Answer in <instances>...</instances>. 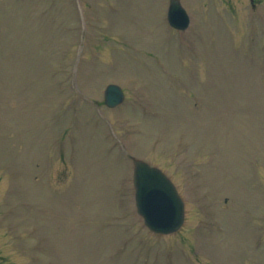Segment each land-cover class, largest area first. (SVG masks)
<instances>
[{"label":"rangeland","instance_id":"obj_1","mask_svg":"<svg viewBox=\"0 0 264 264\" xmlns=\"http://www.w3.org/2000/svg\"><path fill=\"white\" fill-rule=\"evenodd\" d=\"M182 1L184 32L170 0H0V264H264V0ZM131 156L183 193L175 236Z\"/></svg>","mask_w":264,"mask_h":264},{"label":"water","instance_id":"obj_2","mask_svg":"<svg viewBox=\"0 0 264 264\" xmlns=\"http://www.w3.org/2000/svg\"><path fill=\"white\" fill-rule=\"evenodd\" d=\"M169 18L171 24L177 27L185 23L187 14L179 0L172 1ZM107 92V98L115 101L122 97L117 86H110ZM136 181L139 210L148 225L160 232L177 229L183 221V202L171 182L160 170L143 161H136Z\"/></svg>","mask_w":264,"mask_h":264}]
</instances>
